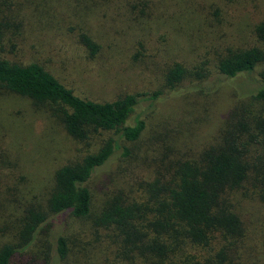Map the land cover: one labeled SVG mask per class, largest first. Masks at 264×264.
I'll return each mask as SVG.
<instances>
[{"label":"rangeland","instance_id":"rangeland-1","mask_svg":"<svg viewBox=\"0 0 264 264\" xmlns=\"http://www.w3.org/2000/svg\"><path fill=\"white\" fill-rule=\"evenodd\" d=\"M256 19L264 20V0H0V59L36 63L94 102L144 95L126 123L140 117L144 130L135 142L120 143L129 156L117 151L89 180L88 216L49 219V239L45 233L30 248L32 264L51 262L52 235L67 242V256L53 264H152L130 249L119 230L99 226L96 216L113 196L144 202L143 188L134 182L213 144L240 81L220 84L216 58L235 46H264L250 35ZM80 35L97 46L94 55L80 44ZM174 64L186 75L179 90L168 93L164 75ZM262 70L264 64L256 66L251 77L259 79ZM195 85L215 91L192 92ZM156 92L162 94L150 100ZM112 137L92 132L73 140L48 106L0 88V246L16 243L25 209L45 206L56 169L95 153ZM234 196L242 238L218 237L204 248L186 247L183 255L205 260L222 248L233 262L256 264L250 254L264 252V194ZM179 260L176 255L172 261Z\"/></svg>","mask_w":264,"mask_h":264},{"label":"trees","instance_id":"trees-1","mask_svg":"<svg viewBox=\"0 0 264 264\" xmlns=\"http://www.w3.org/2000/svg\"><path fill=\"white\" fill-rule=\"evenodd\" d=\"M254 22L250 35L264 43V20ZM79 41L90 55L96 53L97 46L87 36L80 35ZM261 64L264 46L224 49L214 65L218 82L240 81L236 82L238 88L234 83L232 106L213 144L192 158L167 161L149 180H140L142 184L134 182L143 188L144 202L129 199L126 194L113 196L96 216L99 226L119 230L124 242L144 262L174 264L172 260L178 255L179 264H238L229 260L222 248L205 260L195 253L183 255V250L204 248L218 237L242 238V224L236 207L231 205L234 195L254 190L264 194V70L258 73L259 79L251 77ZM185 75L180 64L167 70L164 80L168 93L179 90ZM0 88L35 105L48 106L73 140L83 141L92 132L114 134L95 153L56 169L45 206L25 209L16 243L0 246V264H32L30 248L45 233L50 237L49 219L62 214L75 219L88 216L89 180L117 151L122 158L129 156L128 149L120 143L135 142L142 134L143 119L134 117L131 125L126 123L144 95L125 94L110 102H94L75 95L36 63L19 65L3 59ZM193 89L204 94L215 91L198 85ZM161 94L156 92L148 98L155 100ZM52 239L53 256L44 264L57 263L67 256L66 240L58 235H52ZM250 256L256 264H264V252L256 251Z\"/></svg>","mask_w":264,"mask_h":264}]
</instances>
